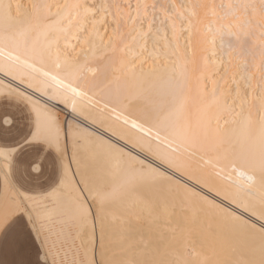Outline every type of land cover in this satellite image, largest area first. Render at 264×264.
<instances>
[{
  "label": "snow or ice",
  "instance_id": "obj_1",
  "mask_svg": "<svg viewBox=\"0 0 264 264\" xmlns=\"http://www.w3.org/2000/svg\"><path fill=\"white\" fill-rule=\"evenodd\" d=\"M157 7L151 5L153 13ZM159 7L165 12L161 23H171L175 35L173 17L166 6ZM185 7L191 12L179 13L182 31L175 47L166 45L176 58L167 75L172 87L151 94L144 85L156 71L146 72L144 65H155L159 55L148 52L146 40L155 15L148 32H143L149 5L139 0L135 6L117 0H65L33 4L21 19L11 4L0 0V73L16 79V67L31 68L39 75L21 78V84L69 106L85 120L91 117L95 122V117L77 98H87L101 113L110 110L121 126L119 131L111 128L113 135L126 140L134 136V146L143 154L129 156L101 142L107 161L131 175L130 191L135 193L121 211L111 212L112 194L99 186L76 150L69 160L62 147V137L65 143L78 142L81 130L68 123L65 131L46 102L15 89H0V257L5 251L13 256L9 261L0 258V264H264V0L228 5L197 0L181 5ZM224 8L228 11L219 14L217 10ZM201 11L219 20L233 18L235 23L218 29L222 45L225 34L234 38L233 53L236 45L244 53L248 39L256 30L260 33V64L245 61L246 87L236 114L240 119L232 121L238 127L229 129L226 121L221 128L219 118L213 127L207 113L211 105L220 104L215 85L211 101L198 108L201 114L195 123L191 119L192 109L205 104L209 93L193 47ZM185 19L188 37L180 44ZM138 23L141 32L134 37ZM141 35L145 44L135 52ZM251 67L260 73L255 84ZM190 79L203 82L196 96L186 92ZM114 81H123V86L113 91ZM5 104L27 110L26 133L12 135L16 118ZM221 160L233 169L247 170L246 189L233 193L215 187ZM205 189L221 199L210 198Z\"/></svg>",
  "mask_w": 264,
  "mask_h": 264
},
{
  "label": "bare ground",
  "instance_id": "obj_2",
  "mask_svg": "<svg viewBox=\"0 0 264 264\" xmlns=\"http://www.w3.org/2000/svg\"><path fill=\"white\" fill-rule=\"evenodd\" d=\"M6 4L12 5V12L14 15L19 12L20 18L23 19L26 12H30L31 5L33 4H58L64 3L65 0H4ZM82 2L102 3L104 0H82ZM111 2V0H109ZM122 4L131 3L133 6L138 0H117ZM142 4L149 5L147 12V19L143 23V32H148V22L156 16V21L151 29V34L146 37L148 52L153 53L154 57L158 54L159 59L156 64L153 65L151 61L144 65L146 72L156 71V76L152 78L150 84L144 85L146 89H151V94L167 92L171 89L172 85L169 83L167 75L172 69V61L176 58L171 56L172 47H175L176 37L180 36L181 19L179 13L183 12L185 16L190 14V8H181V5H190L197 0H139ZM200 3L215 4V5H228L239 3L241 0H198ZM152 4H156L157 10L153 13L151 8ZM19 5V9H17ZM175 5V7H170ZM159 6H166L168 14L173 17L176 23V33L174 35L171 23L167 26L161 23L165 19V12L160 9ZM56 11L55 8L52 9ZM219 14H224L228 11L227 8L218 9ZM143 13V9H141ZM133 14H135V8H133ZM211 22V23H210ZM229 23H235L233 18L229 15L224 20L214 18L210 13L205 16L203 11L200 13V19L196 24L193 35V47L196 49L197 58L201 65L203 77L207 79V87L209 90L208 98L205 104L198 105L197 108L192 109L191 119L193 123L200 116L198 108L205 107L207 103L211 101V93L215 85L216 97L219 99V106L213 104L208 109V115L213 117V127L216 126L217 118H219V124L221 128L225 127V122L228 121V127H238L237 124H233L232 121H238L240 118L236 115L240 111L241 99L243 96V89L246 87L245 81L242 76H246L248 72L245 71V61L252 66H258L261 62L260 47H259V30H256L254 35L248 39L245 47V52L242 53L239 46L236 45V51L233 53L232 46L234 45V38L228 37L226 34L223 37V45L221 43V36L218 29L221 24L228 25ZM131 25L124 29L125 33L129 31ZM137 31L132 33V36H137L141 32L139 23L135 26ZM188 24L185 19L183 22V36L180 38V44H183L188 37ZM211 29V30H210ZM111 30L109 29V32ZM99 32L101 35L104 33V28L100 27ZM83 39V38H82ZM96 42L99 43V37H95ZM107 40V37H104ZM132 37H128L126 43H131ZM171 42L172 47H166ZM145 44V38L141 35L138 44L133 49L135 52H139L142 46ZM213 52L216 53L213 56ZM165 53L169 58L165 57ZM251 53V54H246ZM55 55V54H54ZM53 55V58H54ZM131 56V53L129 54ZM231 60V63H229ZM51 65L46 64L45 68H50ZM254 75L255 80L260 78V73L256 67L249 69ZM16 79L11 76H4L0 73V89L11 88L24 92L25 95H31L34 100L39 99L41 103H47L50 108L59 116L61 121V114H66L67 117L63 127L67 130L68 123H72L74 127H78L81 130V135L77 138L78 142L74 143L73 139H68L65 143L62 137V147L66 148L67 157L72 159L73 151L76 150L81 160L88 165V167L94 171L99 186L112 194L110 200V211L119 212L125 206H127L129 200L135 196V193L130 191L129 182L132 180L130 174L126 169H117L113 164L107 161L104 155V150L101 148V142L104 144H111L113 147L122 150L126 155L136 156L143 158V154L140 152L139 147L134 146L133 136L132 140L121 139L120 136L113 135L111 128H116L118 131L121 129L119 123L116 122L114 115L110 110H105L103 113L97 109L92 108L87 98L81 100L77 98L80 105L87 111H91L92 116L95 117V122L92 118L85 120L83 117L77 116L73 113L69 106L64 105L56 100H48L47 97L40 96L39 93L33 89L27 87L26 84H21L20 79H29L31 77L38 76V72L23 64L14 69ZM118 74V73H117ZM200 75V74H197ZM39 81H34L38 83ZM118 86H123V81L113 82L112 89ZM139 86V85H137ZM203 88V82H197L196 79H190L189 87L186 92L192 96H196L199 89ZM238 91L240 95H238ZM251 100V96L249 97ZM61 112V113H60ZM246 114V113H245ZM131 135V134H130ZM219 177H214L213 182L216 188L221 190H230L235 193L241 189H246L249 184L248 172L244 168L233 169L226 161L221 160L218 168ZM73 171H76V166L73 164ZM207 192V189L204 190ZM210 198L215 197L218 201L220 197L215 196V191L207 192ZM259 195V193H255ZM92 227V220L88 222L89 230ZM213 227H216L213 225ZM97 237H99V230L97 228Z\"/></svg>",
  "mask_w": 264,
  "mask_h": 264
},
{
  "label": "rangeland",
  "instance_id": "obj_3",
  "mask_svg": "<svg viewBox=\"0 0 264 264\" xmlns=\"http://www.w3.org/2000/svg\"><path fill=\"white\" fill-rule=\"evenodd\" d=\"M5 110L11 112L16 118V124H15V127L12 130V135L13 136H16L17 134L26 133L29 130V117L27 115V110L24 108L23 105L8 106L7 104H5ZM61 115H62L61 116V121H63L65 123L66 119H63V118L64 117L66 118L67 115L66 114L64 115V113L61 114ZM0 258H2L5 261H9V260L13 259V256H12V254L10 252L5 251L3 256L0 257Z\"/></svg>",
  "mask_w": 264,
  "mask_h": 264
}]
</instances>
